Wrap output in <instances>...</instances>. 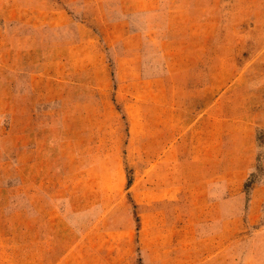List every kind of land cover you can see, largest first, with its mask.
Here are the masks:
<instances>
[{
	"label": "rangeland",
	"instance_id": "374dc122",
	"mask_svg": "<svg viewBox=\"0 0 264 264\" xmlns=\"http://www.w3.org/2000/svg\"><path fill=\"white\" fill-rule=\"evenodd\" d=\"M0 264H264V0H0Z\"/></svg>",
	"mask_w": 264,
	"mask_h": 264
},
{
	"label": "crops",
	"instance_id": "0c3cea01",
	"mask_svg": "<svg viewBox=\"0 0 264 264\" xmlns=\"http://www.w3.org/2000/svg\"><path fill=\"white\" fill-rule=\"evenodd\" d=\"M179 84H181V81L179 82ZM177 90H178V94L182 96H179L177 98L172 96V98L170 99H162L157 103L158 105L161 106L160 113L162 117H164L162 118V121L167 122L169 125H171L170 127L172 128V130H174L175 123H177L178 128H181L183 123V121H181V117L182 116L184 117L186 102H187V97H186L187 90H185V88L183 87L178 88ZM171 93H174V91L172 90ZM176 116L178 119L177 122L175 121ZM162 129H165V132L171 130V129L169 130L168 127ZM166 134L165 137H167ZM161 136H164V134H162Z\"/></svg>",
	"mask_w": 264,
	"mask_h": 264
}]
</instances>
